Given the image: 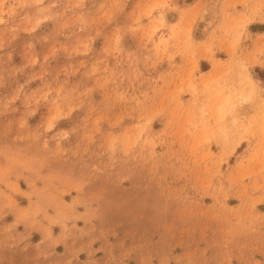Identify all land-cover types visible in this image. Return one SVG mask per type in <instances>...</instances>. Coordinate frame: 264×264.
Listing matches in <instances>:
<instances>
[{
    "label": "rangeland",
    "instance_id": "1",
    "mask_svg": "<svg viewBox=\"0 0 264 264\" xmlns=\"http://www.w3.org/2000/svg\"><path fill=\"white\" fill-rule=\"evenodd\" d=\"M215 1L0 0V264H264V0Z\"/></svg>",
    "mask_w": 264,
    "mask_h": 264
},
{
    "label": "bare ground",
    "instance_id": "2",
    "mask_svg": "<svg viewBox=\"0 0 264 264\" xmlns=\"http://www.w3.org/2000/svg\"><path fill=\"white\" fill-rule=\"evenodd\" d=\"M212 1L216 2L215 0ZM212 9L209 8L203 15V21H206V23H210L215 18V13Z\"/></svg>",
    "mask_w": 264,
    "mask_h": 264
},
{
    "label": "crops",
    "instance_id": "3",
    "mask_svg": "<svg viewBox=\"0 0 264 264\" xmlns=\"http://www.w3.org/2000/svg\"><path fill=\"white\" fill-rule=\"evenodd\" d=\"M222 18H224V17H223V7L220 8V10H219V19H218V21H217V27H221V25H222V23H223ZM217 27H216V29H217Z\"/></svg>",
    "mask_w": 264,
    "mask_h": 264
}]
</instances>
